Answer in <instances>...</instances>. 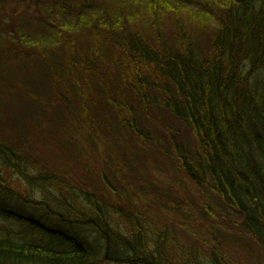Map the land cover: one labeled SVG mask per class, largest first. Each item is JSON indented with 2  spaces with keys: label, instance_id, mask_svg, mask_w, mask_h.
Returning a JSON list of instances; mask_svg holds the SVG:
<instances>
[{
  "label": "trees",
  "instance_id": "trees-1",
  "mask_svg": "<svg viewBox=\"0 0 264 264\" xmlns=\"http://www.w3.org/2000/svg\"><path fill=\"white\" fill-rule=\"evenodd\" d=\"M0 1V64L38 70L1 83L0 264H233L229 225L264 257V0Z\"/></svg>",
  "mask_w": 264,
  "mask_h": 264
},
{
  "label": "rangeland",
  "instance_id": "rangeland-1",
  "mask_svg": "<svg viewBox=\"0 0 264 264\" xmlns=\"http://www.w3.org/2000/svg\"><path fill=\"white\" fill-rule=\"evenodd\" d=\"M11 3H8L6 1H0V19L7 21L10 19V23L12 22V17L10 15L9 10H11ZM25 8V6L20 5V9ZM32 9H30L28 14H31ZM34 24V20L32 21ZM24 57V56H23ZM21 60L18 59L16 63H19ZM30 71L31 75L35 77L37 74V68L35 66H28L23 67L21 70L17 69V65L14 66V63L11 64V67H5L4 65L0 64V97L4 96L6 94V90L2 88L1 83H3V79H7L11 81L14 84L19 83V81H22L23 73L24 71ZM13 88H10V91H13ZM162 116H160V119ZM160 121H163L161 119ZM164 125V123L162 122ZM45 126L43 121L40 124V127ZM35 145L38 147H41V150L44 154V157L40 156V152L35 149H30L29 152L31 155L40 158L44 163H47L54 168L57 169L58 172H65L71 174L76 179L80 180L85 178V172H82L81 170L77 169L76 162L74 160L70 161L69 157H75L76 160L80 159L83 160L85 163H91L92 167L95 171H99L101 166V159L103 158L102 154L97 153L96 151L92 150V147L89 146H82L79 150L74 149L73 147L70 148V146L66 145L64 150H61L57 143L52 140L48 135H45L42 140H36ZM44 145V146H43ZM36 148V149H37ZM139 164V163H138ZM140 165V164H139ZM141 166V165H140ZM160 167V166H159ZM161 168V167H160ZM166 174L162 175L160 173H155V175H159L162 177L164 184H174V187L183 194L187 200L188 206L186 208H190L189 205H192L194 209H196L199 206V203L195 200V197L199 198V194L197 193V190L194 189V187L188 182V180H184L182 178V175L178 173V171L174 168V173L176 175H179L176 179H173V176L167 175V172L170 170H173V167L167 169V166L164 167ZM86 179V178H85ZM84 179V180H85ZM135 203L137 207H142L146 209L147 203L142 202L141 199H135ZM220 224L224 226L226 223L223 220H220L218 222H214V219H210V222L206 225L207 228H211L213 225ZM236 228L240 224V221L235 222ZM230 229L232 228V225H229L226 227L225 230V236H226V244L227 250L224 251V253L228 255V257L231 259L233 264H256L253 259H256L254 254L257 255L258 260L264 261L263 254L259 251L258 247L256 246V243L252 240L246 239L244 236L240 237L238 242H234V234ZM181 241L184 242L185 238L183 237V234L180 233ZM240 245H244L246 249H242ZM229 247V249H228Z\"/></svg>",
  "mask_w": 264,
  "mask_h": 264
}]
</instances>
